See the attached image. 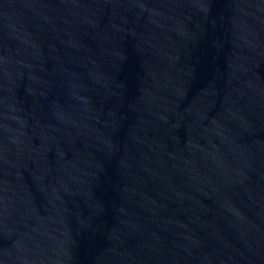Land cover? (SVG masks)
<instances>
[{
  "label": "water",
  "instance_id": "95a60500",
  "mask_svg": "<svg viewBox=\"0 0 264 264\" xmlns=\"http://www.w3.org/2000/svg\"><path fill=\"white\" fill-rule=\"evenodd\" d=\"M0 264H264V0H0Z\"/></svg>",
  "mask_w": 264,
  "mask_h": 264
}]
</instances>
